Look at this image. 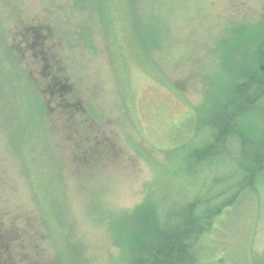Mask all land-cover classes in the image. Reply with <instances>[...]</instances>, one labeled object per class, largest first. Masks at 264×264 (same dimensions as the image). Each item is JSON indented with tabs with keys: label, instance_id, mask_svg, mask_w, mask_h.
<instances>
[{
	"label": "rangeland",
	"instance_id": "obj_1",
	"mask_svg": "<svg viewBox=\"0 0 264 264\" xmlns=\"http://www.w3.org/2000/svg\"><path fill=\"white\" fill-rule=\"evenodd\" d=\"M154 2L155 8L147 14L142 8L125 13L128 37L141 53V63L130 59L129 85H124L118 80V64L111 62L113 49L102 45L110 37L112 21L107 24L112 13L108 8L98 11L100 0H0V21L11 25L10 42L22 50L26 69L41 66L28 46L30 37L34 38L30 30H34L37 40L46 36L47 42L57 44L55 49L65 55L54 63L62 65L74 80L77 94L68 99L76 97L75 104L82 113L81 102L89 104L82 122L80 114L73 116L72 110L66 111L68 119L54 112L51 131L44 130L46 124H38L27 102L19 107L16 102L12 104L8 127L0 119V184L5 183L0 187V217L5 219L1 226L7 232L3 235L17 238L15 244L0 252L5 262L10 258L13 263L14 257L20 264H119L124 254L123 238L115 225L138 204L146 201L155 204L158 211L169 209L171 205H166L173 201L163 203L162 199L181 201L184 194L195 197L199 190H219L238 178L239 156H220L216 162L219 165L202 167L191 164L190 151L207 135L204 121L208 110L229 89L222 68L226 45L232 36L246 37L264 27V0ZM79 5L87 6L89 12L77 9ZM142 24L159 28V47L153 52L162 74L150 75L144 68L146 63L151 65L142 52V37H146V32L142 34L139 29ZM89 41L92 48L86 47ZM27 47L28 51L24 49ZM34 84L47 94L43 80L34 79ZM20 86L27 84L24 81ZM240 126L243 135H250L256 143L261 141L263 144H258L264 149V104L246 116ZM33 127L49 142L47 147L41 135L44 144L39 147L46 146L50 159L56 156L55 178L60 184L54 185L56 204L48 213L59 220L58 233L61 222L64 225L60 240L51 233L49 220L51 227L45 230L35 200L27 198L25 187L9 191L7 169H15L18 174L23 167L17 157L6 152L7 137L13 141ZM80 151L86 153L79 158ZM255 184L257 195L246 191L217 221L210 240L207 238L211 256L223 261L219 264L264 262V252H257L253 246L258 228L264 224V173L257 176ZM60 187L67 214L58 207ZM4 193L12 196L5 199ZM3 207L11 212H7L11 219L3 214ZM26 207L22 214L20 210ZM33 239L38 244L31 243Z\"/></svg>",
	"mask_w": 264,
	"mask_h": 264
},
{
	"label": "trees",
	"instance_id": "obj_2",
	"mask_svg": "<svg viewBox=\"0 0 264 264\" xmlns=\"http://www.w3.org/2000/svg\"><path fill=\"white\" fill-rule=\"evenodd\" d=\"M154 1L107 0V3L104 4L103 0H100L101 4L98 11L108 8L112 13V20L109 18L107 24L109 25L112 21L107 35L110 37L108 42H105L104 36L103 41L105 43L102 45H105L107 50L113 49L110 50L111 62L116 61L118 64L117 76L120 84L129 85L130 59L141 63L138 58L141 53L135 50L128 37L125 13L128 10L142 8L147 14L148 10L155 8L156 2ZM76 8L88 11L86 9L88 7L84 5H79ZM113 12H115L114 16ZM152 14L154 13L152 12ZM159 15L157 14L156 18ZM8 18L10 19L9 16ZM10 27L9 22L0 21L1 122L8 127L9 115L13 110L12 104L14 102L17 103L18 107L27 102L28 107L32 109V115L38 118V124L42 127L46 124L44 130L48 128L51 131L55 124L54 120H56L54 112L57 111L64 118L67 117L66 111L75 112L73 116L79 113L82 122L85 119L83 115L87 113L86 109L89 107L88 101L81 102L84 111L82 113L79 105L75 104L76 97L71 100L68 99L70 96H74V93L77 94V90L74 88V80L72 81L67 72L63 71L62 65L54 63L57 59L64 58V53H58V50L55 49L57 44L52 46L47 42L46 36L37 40L34 30H30L31 36L34 38L30 37L28 46L32 48L33 58L41 60V66L38 69H26L23 65L25 60L21 56L22 50L18 48V51L14 48L16 46L10 42ZM139 29H142V34L146 32V37H142V52L151 65L148 66L146 63L144 68L150 71V75L162 74V70L157 68L153 52V49L159 47L157 43L160 32L158 26L157 30H154L149 24H142L139 25ZM235 36L231 37L222 54V68L228 76L229 84L227 87L229 89L225 91L223 99L219 100L218 103L216 102L217 104L208 110L209 113L205 116L204 121L207 135L202 137L200 146L192 148L190 160L193 161L191 163L193 166L215 167L219 165L216 163L218 157L229 158L232 155H237L241 158L236 163L237 167L240 168L238 178L233 183L222 186L219 190H199L194 193L195 197H192V193L184 194L185 197L181 201L171 198L162 199L163 203L173 201L166 205V207L171 205L169 209L164 208L158 211L155 204L146 201L138 204L129 216H123L115 225L118 236L120 234L123 238L124 254L119 260V264H219L223 262L220 257L211 256L212 249L207 238L210 240L209 234L216 228L217 221L227 213L228 208L238 204L246 191L257 195L255 179L260 173H264V149L260 147L263 143L259 140L256 143L250 135H243L239 128L246 116L256 112V107L259 108L261 104H264V27L258 28L257 31L246 37ZM92 42L89 41L90 44L86 47L92 48ZM24 49L28 51V47ZM13 50L16 57L15 54L12 55ZM63 65L65 66L64 62ZM48 68L51 72H48ZM33 78L44 81V89L47 94L42 92V88L37 89ZM24 81L27 86L21 87L20 83ZM29 86L31 89H28ZM60 88L62 90H59ZM50 92L53 94L50 95ZM21 123L19 122V124ZM26 135H17L13 140L14 142L6 136L9 144L6 152L12 153L14 159L17 157L21 162V167H23H19L18 174L14 172L15 169H7L6 176L11 182L8 184L9 191L13 193L18 187H25L27 198L35 200L37 209L43 218L45 230L49 225V220L53 225L51 233L57 239L59 237L60 240L62 239V231L65 230L64 225L61 222V230L58 233L57 223L59 220L52 219L48 213V210L56 204L54 185L60 184V180L55 178L56 156L54 155L53 160L49 158L46 149L49 142L43 134L34 130V127L29 128ZM41 135L45 139V149L44 145L43 149L39 147L40 143L44 144ZM83 137L86 139L87 135H83ZM10 146L17 147V149L10 151ZM85 153V151H80L79 158ZM4 184H0V187H3ZM4 194L5 199L12 196V194L10 196ZM58 207L64 209L65 214H67L68 211L65 208L68 207L65 206V194L61 191V187ZM27 210L26 207L20 212L25 214ZM2 211L7 218L11 219V215H9L11 212L8 209L3 207ZM62 215L60 210L58 216L61 219ZM2 220L5 219L0 217L2 229L0 252L6 249L5 247H9L10 243L15 244L17 241V238H12L11 234L3 235L7 232L3 231ZM49 226L51 227V225ZM31 243L38 244L34 239ZM3 258L0 253V264H20L14 257L13 263H10V258L6 259V262Z\"/></svg>",
	"mask_w": 264,
	"mask_h": 264
},
{
	"label": "clouds",
	"instance_id": "obj_3",
	"mask_svg": "<svg viewBox=\"0 0 264 264\" xmlns=\"http://www.w3.org/2000/svg\"><path fill=\"white\" fill-rule=\"evenodd\" d=\"M72 179L75 180V177ZM253 246L257 252H264V224L259 226L257 235L254 238Z\"/></svg>",
	"mask_w": 264,
	"mask_h": 264
}]
</instances>
